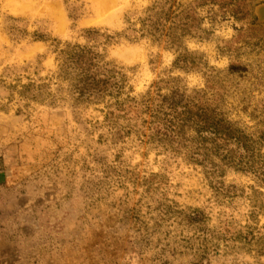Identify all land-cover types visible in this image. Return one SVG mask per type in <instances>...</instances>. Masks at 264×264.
<instances>
[{
  "label": "rangeland",
  "instance_id": "obj_1",
  "mask_svg": "<svg viewBox=\"0 0 264 264\" xmlns=\"http://www.w3.org/2000/svg\"><path fill=\"white\" fill-rule=\"evenodd\" d=\"M0 264H264V0H0Z\"/></svg>",
  "mask_w": 264,
  "mask_h": 264
},
{
  "label": "trees",
  "instance_id": "obj_2",
  "mask_svg": "<svg viewBox=\"0 0 264 264\" xmlns=\"http://www.w3.org/2000/svg\"><path fill=\"white\" fill-rule=\"evenodd\" d=\"M70 65L74 66V68L80 72L81 77L79 78V83L81 84L83 81V88H93L98 87L99 80L90 73L91 66V57L89 51L85 49H74L67 57L66 60ZM86 87V88H85Z\"/></svg>",
  "mask_w": 264,
  "mask_h": 264
}]
</instances>
